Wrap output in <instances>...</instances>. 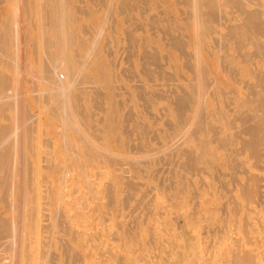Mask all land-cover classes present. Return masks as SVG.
<instances>
[{"label": "rangeland", "instance_id": "obj_1", "mask_svg": "<svg viewBox=\"0 0 264 264\" xmlns=\"http://www.w3.org/2000/svg\"><path fill=\"white\" fill-rule=\"evenodd\" d=\"M48 1L51 3H48ZM56 1L0 0L1 34L7 39L12 38L6 43L3 42L5 40L1 41L5 43L3 44L5 47L1 46L0 43V49L3 47L0 52L3 53L2 50L4 52L6 50V54H4L8 55L2 56L0 53V76L6 80L8 79L2 82L3 84L7 82V86L6 84L5 86L0 84L3 88V90L0 89V95L2 91L4 93V100L1 98L3 95L0 96V104L2 103L6 107L9 106V108L7 107L8 110L0 106V126H7V129L10 126L13 129V131L6 129L8 131H6L7 135L13 134L7 136L6 138H10L6 139L5 127L0 128V138L2 135L4 136L1 138L2 142L0 141L2 145H0V155L3 151L2 155L11 150L12 152H8L11 154L6 153L10 164L13 160L11 155H15L13 157L14 161L16 157V160L18 159V162H21L15 161L14 163L13 161L14 165H19L16 168L19 171L14 168L11 169L13 172L10 173L12 175L15 172L18 174L17 177L19 176L18 178L21 181L19 187H22H16V192H13L16 193L17 200L20 197L21 201H16V205L20 203L16 206V210H12L13 212L9 211L10 208L6 206L8 203L5 204L6 202L3 199L1 201L0 198V210H2L0 216L9 219L8 217L18 213V207L23 205L20 212L22 211L23 215L28 213V216H23L25 219L22 218L23 222L27 219L23 223L25 224L23 226L25 228L24 235L27 233V236L23 239L25 241L22 240L21 242L23 245V248L21 246L23 249H21L22 254L20 251L19 256L17 255L19 264L20 261L22 264H240L241 262L238 260L240 257L247 261L244 264H264V137L257 147L249 143L252 136L251 134H244L247 131H245L246 124L242 119L246 117L243 111L249 105L246 106L247 102L245 103L246 98L248 100L246 95H249L250 100L253 97H258L260 93H262L260 96L264 97V90L260 88L261 86L264 87L262 85L264 83L263 78L262 80L259 78V82H257V78L261 77L260 74H264V56H261L262 60L259 57L264 49H262L263 47L255 49L256 41H253L256 39L261 45L264 44V33L259 32L260 34L256 36L253 34L257 38L251 35L254 45L253 42H250L251 40L246 39L247 37L245 38L246 41L241 39L247 45L246 48H241L242 44L240 46L239 43L242 42L237 41L239 38H236L237 42H235V38L231 39L232 35L227 32L228 28L218 27L215 22L209 28L214 20L212 16H221L222 12L226 10L228 12V10L234 9L230 12L236 15H234L236 20L232 23L245 22L247 11L244 12L238 6L239 0L238 3L236 2L237 5L228 3L235 4L236 7H229L224 0H220V5L222 4L220 7L223 10L219 8L221 13L220 10H213L212 7V9H208L210 7L207 5L199 4V6L203 5V8L200 6L203 10L201 16L198 0H192V3L196 2L197 8L194 5L195 3L192 5L186 0V2L184 0H70L71 2L63 0L65 3H61L62 6L60 5L63 11L61 12L63 19L60 17L58 20V22L62 20V23L59 22V29L57 25L51 24L53 27L50 26L48 19L50 17L46 14L42 16V13L44 15L42 7L50 4L59 6V1ZM209 1L206 3H209ZM200 2L203 3L205 0H200ZM244 2H248L245 5H247L249 12L263 8L260 11L262 12L260 18L264 20V0H261V2L260 0H244ZM257 2L259 3L258 6H256ZM66 3L71 4L68 7ZM65 4L67 8L64 10ZM208 5L210 6V4ZM27 7L28 9H26ZM76 7L82 8L83 13L79 9L78 11ZM28 16H31V18ZM7 19L8 22L11 19L9 24L12 25H9V27L7 23L5 24ZM222 19L225 20V18ZM263 20L262 23H264ZM44 21L47 23H42ZM5 25L10 30L12 28L11 33L8 31L10 34H7V30L4 29ZM64 25H67L68 28ZM200 25H202V31ZM45 27L46 29H44ZM84 27L87 29V34L84 32L86 30ZM205 27H208V29H205ZM244 27V30L247 29L245 31H248V27L250 28L249 25ZM255 27H251L252 30ZM15 28H18V32L21 31L17 32L18 37L14 38L12 36L17 31ZM211 28L214 33L211 32ZM243 29L242 31H244ZM258 29L259 27L256 28L257 31ZM263 29L262 32H264ZM60 30L63 31V34L57 32ZM217 30H221L225 34H220ZM250 32L249 34L253 33V31ZM68 35L69 41L65 42L68 40ZM222 37L225 40L224 42ZM16 38L18 40L21 38V40L17 42V40L15 41ZM43 38L47 41L45 45ZM72 38H74V41H72ZM216 39L219 44L222 42L224 45L221 46L222 43L220 46L216 45V42H214ZM228 41L230 42L226 45ZM61 42H64V45L63 43L61 45ZM16 44L20 46L19 50H15L17 53L13 50L18 49ZM49 44L50 48L46 47ZM35 45L38 47L36 50ZM90 46L93 49L90 52L91 54L88 53ZM45 47L49 51H45ZM225 47H228V50ZM40 48H42V53ZM64 48L67 50L64 51ZM257 50L261 51V54ZM55 51V54L59 53L60 57L63 56L58 61L65 63H67L66 57L69 58L72 55L71 61L74 59L73 64L70 59L68 63L72 64L75 71L81 65L79 63H83V61L85 63V67L82 64L81 69L79 68L80 73L77 71L78 74L82 73L84 75H79L76 81V84H82L83 90L80 89L81 84H77L76 86L79 88L75 86L70 91L77 93L73 99L77 109L74 112V109L70 110L71 113L67 114L68 117L71 116L72 119L77 120L74 119L72 123L74 126L79 125L77 128L72 126L70 122H67V125L64 126L61 120V110L57 112L58 114L55 113L57 115L53 117L54 112L52 106L49 105L53 102L57 91L53 90V87L51 88L52 84L50 82L48 84L47 81L45 82L44 75L46 72L44 68L49 67L45 66V60L50 57L47 52L51 55ZM224 51L228 52V56ZM239 51L242 53L247 51V57H243L242 53L239 54ZM9 53L14 54V56H10ZM197 53L201 60L197 59ZM89 54L91 55L90 59H88ZM223 54L226 55L224 59L220 57ZM252 54H255V56L253 57ZM257 54L258 57H256ZM16 57L18 63L14 62ZM245 58L250 59V61L248 62ZM9 59L13 61L8 62ZM78 59L83 61H77ZM49 60L48 62H50ZM224 60L230 61L229 64L232 67L236 65V67L231 69L232 67L229 64L227 65ZM244 60L247 62H244ZM244 63H250L251 65L245 66ZM24 64L25 67L22 70ZM251 68L255 71L254 75ZM235 71H238L236 73L238 75L233 74ZM257 71L261 72L257 73ZM256 73L258 76H255ZM203 75L204 77H202ZM58 76L63 82L68 77L62 68L58 69ZM262 77L264 76L262 75ZM4 78L0 77V81ZM196 79L203 83H199ZM78 80L84 81L79 83ZM197 82L199 86L196 85ZM191 83L196 85L193 86L196 88V92L199 90L198 95L195 94V88L190 87L192 86ZM254 83L256 85L258 83L257 88L251 87V85L254 86ZM94 84L99 89L101 88L102 91H100L104 92V95L100 92L95 93L93 91L95 89L91 91L90 85ZM202 84H205L206 88H200L204 87ZM245 84L258 90V92L262 90L258 95L255 90L256 95L252 92V96L251 91L253 90L250 87L245 89ZM87 85H89V88ZM95 86H92V88ZM141 88L145 89L142 95H140ZM249 88L250 92L248 91ZM51 89L55 92L52 93ZM186 89L187 91L189 89L191 94L189 91L186 92ZM204 89L207 91L206 94L203 93ZM44 91L49 92V94L46 93V96L49 95L47 96L49 98H46L47 101H45ZM228 91H232V93ZM188 93L190 95L194 94L191 99H189L190 95ZM95 94H99L98 100ZM202 94L205 95L203 98ZM212 94L214 95L212 96ZM215 94H218V96ZM185 95L188 97H185ZM104 96H106L105 99ZM260 96L258 98L261 101ZM93 97L96 98L92 102ZM216 98L219 99L218 103ZM258 98L254 99L255 101L251 100L253 103L249 106L252 110L248 108L246 111L249 114L246 115L252 116L253 113L259 115L262 113L260 118H263V108H261L263 112L261 110L259 113L258 111L255 112V110H258L257 106L261 103H257ZM100 99H103L104 105L102 100L99 101ZM98 101L102 102L103 106L98 104ZM119 101L123 102V106L120 105ZM240 102H243L242 106H239ZM255 102L256 108L253 105ZM14 103L15 105H12ZM46 105L49 107L48 109ZM96 105L98 108L102 106L99 110L103 107L104 110L101 109L102 112L97 110ZM131 105L132 108L129 107ZM1 108L5 109L2 110ZM1 110L5 113L1 114L3 113ZM79 110L80 112H78ZM81 112L82 114L78 115ZM131 112L133 116H128L131 119L133 118V121L129 120L131 122L128 124V119L124 121V117ZM242 113L244 114L242 115ZM15 115L19 116L18 120ZM29 115L30 117L37 115L42 120L41 123L34 116L33 120L32 118L30 120L29 118L26 119V116ZM83 115H85V118H83ZM80 117L83 122L80 121ZM100 119H102V122L100 121L102 124L99 122ZM194 119L199 121V124L204 120L205 125L203 128L206 127L203 129L202 123L199 126L203 131L198 130L197 125L199 124ZM10 121L12 122L10 123ZM31 121H34V123ZM206 121L208 124H206ZM235 121H237V124ZM30 122L32 123L31 128H35L26 127L24 129V126L28 123L29 126ZM96 122L99 124L97 125ZM188 122L189 124H187ZM3 123L8 124L4 125ZM22 123L25 124L22 125L23 128L20 127ZM142 123L143 126H141ZM85 124L87 125L85 126ZM145 124L146 127L149 125V128H146ZM15 125L23 130L15 128ZM125 125H127L129 131L124 129ZM242 125H244V131ZM70 126L76 130L81 127L82 131L80 132V129H78L77 131L73 130L72 133ZM238 126L241 127V132ZM232 127L237 129L236 132L240 134L238 135ZM129 128L134 131L139 129V131L134 132ZM95 130L97 131L95 132ZM126 130L128 134L125 133ZM144 130L146 131L144 132ZM78 131L81 134L84 132L87 136L85 134L81 135ZM4 132L5 134H2ZM91 132L94 134H91ZM129 132L131 135H129ZM200 132L202 133L199 135ZM215 132L218 133L217 136L214 135ZM29 133L34 136H30ZM140 133L141 135H139ZM224 133L227 134L223 135ZM234 133H236V136ZM196 134L198 137L200 136L199 139L194 136ZM126 135L129 136L126 138ZM25 136L28 139L27 137L24 139ZM82 136L85 137L86 142L82 140ZM118 136H120V139ZM146 137L149 138V142ZM174 137L180 142L175 140ZM11 138L16 142L10 141ZM140 138L142 141L139 140ZM91 140L93 143L97 142L95 145H98V148H101V146L103 148L98 149L100 150L98 152L97 148L88 146V141ZM139 141L142 143L138 147ZM7 143L9 147L12 145L16 147H10L11 149H9L6 146ZM128 143L129 147L127 146ZM178 143L181 144L180 147H178ZM171 144L177 145L172 147ZM140 145L144 146L140 147ZM148 145L149 147L146 148ZM6 147L8 150L5 149ZM136 147L140 148L141 151ZM184 147L191 152L187 153L186 151L187 154L184 153V155L183 152L185 151L183 150H186ZM105 149L108 151L106 152ZM142 150L146 151L143 152ZM136 152L138 153L135 154ZM104 153H108L109 156H103ZM115 153L120 156V159H118L119 156L112 157ZM25 155L26 158L28 157V161L30 160L28 162L26 159L25 162H28V164L33 162L28 167V171V164L24 163ZM200 157L204 158L200 159ZM19 158L23 160V164ZM21 165L23 168L21 167L20 170ZM31 166H33V170ZM29 168L31 169L29 170ZM4 171L2 172L4 173ZM24 171L26 172L24 173ZM6 175L4 174V176ZM4 176L0 179H6ZM22 176L23 178H21ZM25 176L31 180L26 182ZM29 176L32 178H29ZM257 178L259 183L257 181L254 185L252 179ZM252 182L254 183L253 187ZM8 189H10L9 186L4 187L5 191ZM4 190L2 187L0 188V197L5 196V194H2L5 193ZM6 250L4 249L2 253H8V250L5 252ZM237 255L240 257H235Z\"/></svg>", "mask_w": 264, "mask_h": 264}, {"label": "bare ground", "instance_id": "obj_2", "mask_svg": "<svg viewBox=\"0 0 264 264\" xmlns=\"http://www.w3.org/2000/svg\"><path fill=\"white\" fill-rule=\"evenodd\" d=\"M25 1H26V0H25ZM45 1H47V0H45ZM57 1H59L58 3H60V4H58L59 6H57V5H53V4H50L49 6L46 5V7L43 6L45 9L42 7V10L44 11V15H43V13H42V16H45V14H46V16H48V17L51 18V19H50V18L46 17V18L49 19V21H50V26H51V27H53L51 24H54L55 26H56V25L58 26V25H60V24H59L60 21H61L60 23H62V20H60V21L58 22L59 18L62 17L61 12H63V11H62V7H60V5H61V3H65V2H63V0H61V2H60V0H57ZM57 1H56V2H57ZM66 1H67V0H66ZM68 1L71 2L70 0H68ZM184 1H185V0H184ZM186 1H188L189 4L192 3V0H186ZM186 1H185V2H186ZM195 1H196V0H195ZM202 1H203V0H202ZM207 1H209V0H205V2L201 3L200 0H198V8H199V11L201 10V7H202L203 5H207L208 7H210V8H208V9H212V8H213V10H214V9H215V10H220L219 8H221L220 6L222 5V4L220 5V0H210L209 3H206ZM222 1H223V0H222ZM224 1H225V4H228V3H235V4H236V2L238 3V0H224ZM245 1H246V0H245ZM247 1H248V0H247ZM193 2H194V1H193ZM239 2H240V3H239L238 6H240L241 9H242L244 12L247 11L246 14H245V22H243V23H232V21L236 20V19H235L236 17H234L235 14L233 15V14L230 13V12H231L232 10H234V9H232L231 11L228 10V12H227V10H226V11H223L222 8H221V10L223 11L221 16H218V15L212 16V15H211V16L213 17L214 20L211 19V20H213V23L210 24L211 26H209V28L212 27V24H214V22H215V23L217 24L218 27H219V26H220V27L224 26V27L228 28L227 32H228L230 35H232V38H231V39L235 38V39H234L235 42H237V41L242 42L241 39H245V38L247 37L246 39L251 40V41H250L251 43H252L253 41H254V42L256 41V42H255V45H256V48H255V49H258V48L261 49L262 47H263L262 49H264V44L261 45L260 43L257 42L256 39L253 40V37H255L256 35H259L260 33H261V34L264 33V32H262V29L264 28V26H263L264 23L261 22L263 19L260 18V17H261V16H260V13H262V12H260V11H261L263 8H261V10H258L259 13H258L257 9H256V10H255V9H254V10H251V11L249 12V9H247V5H245V4H248V2H244V0H242V1L239 0ZM249 2H250V1H249ZM251 2H252V1H251ZM258 2H259V1H258ZM258 2L256 3V6H258V5H257V4H259ZM260 2H261V0H260ZM46 3H47V2H46ZM48 3H51V2L48 1ZM48 3H47V4H48ZM188 3H187V4H188ZM194 3H195V4H194ZM194 3H192V5L194 4L195 7L197 8V6H196V5H197L196 2H194ZM44 4H45V3H44ZM56 4H57V3H56ZM66 4H68V3H66ZM66 4H65V6H64V10H65V8H67V7H66V6H67ZM69 4H71V3H69ZM69 4H68V7H69ZM199 4H203V5H202V6L200 5V6H201V7H200ZM208 4H210V6H209ZM223 4H224V3H223ZM225 4H224V5H225ZM235 4H234V5H232V4H228V5H229V7H230V6H231V7H232V6H235V7H236L237 4H236V5H235ZM249 4H250V3H249ZM252 4H254V3H252ZM260 4H261V3H260ZM262 4H263V3H262ZM262 4H261V5H262ZM62 5H63V4H62ZM62 5H61V6H62ZM74 5H75V3H74ZM192 5H190V6H192ZM263 5H264V4H263ZM75 6H76V5H75ZM259 6H260V5H259ZM37 7H38V6H37ZM211 7H212V8H211ZM222 7H223V6H222ZM260 7H262V6H260ZM76 8H77V7H76ZM196 8H195V10H196ZM202 8H203V7H202ZM217 8H218V9H217ZM225 8H226V7H225ZM233 8H234V7H233ZM257 8L260 9L259 7H257ZM26 9H28V7H27ZM37 9H38V8H37ZM78 9L81 10V12H82V10H83L82 8L80 9V7L77 8V10H78ZM238 9H239V7H238ZM245 9H246V10H245ZM79 10H78V11H79ZM221 10H220V13H221ZM27 11H28V10H27ZM33 11H34V10H33ZM66 11H67V9H66ZM68 11H69V10H68ZM196 11H197V10H196ZM199 11H198V13H199ZM202 11H203V10H201L200 13H201ZM237 11H238V10H237ZM237 11H236V12H237ZM69 12H70V11H69ZM69 12H68V13H69ZM81 12H79V13L81 14ZM212 12H214V11H212ZM236 12H235V13H236ZM239 12H241V11H239ZM82 13H83V12H82ZM217 13H219V12H217ZM233 13H234V11H233ZM263 13H264V12H263ZM196 14H197V13H196ZM196 14H195V15H196ZM243 14H244V13H243ZM39 15H40V14H39ZM39 15H38V16H39ZM64 15L66 16V14H64ZM70 15H71V14H70ZM198 15H199V14H198ZM198 15H197V16H198ZM201 15H202V13L200 14V16H201ZM239 15H240V14H239ZM65 16H64V18H66ZM235 16H236V15H235ZM28 17L31 18V16H28ZM39 18H40V17H39ZM39 18H38V19H39ZM195 18H196V17H195ZM199 18H200V17H199ZM222 18H225V20L222 19ZM262 18H263V17H262ZM43 19H44V17H43ZM43 19H42V21H43ZM62 19H63V17H62ZM243 19H244V18H243ZM10 20H11V19H10ZM10 20H9V22H10ZM22 20H23V19H22ZM39 20H40V19H39ZM44 20H45V19H44ZM64 20H65V19H64ZM196 20H197V19H196ZM237 20H238V19H237ZM25 21H26V19H25ZM27 21H28V20H27ZM66 21H67V20H66ZM78 21H79V20H78ZM238 21H239V20H238ZM9 22H8V19H7V22H5V24L7 23L8 27H9V25H10ZM35 22H36V21H35ZM211 22H212V21H211ZM263 22H264V20H263ZM10 23H11V22H10ZM15 23H16V22H15ZM33 23H34V22H33ZM42 23H45V24H46L47 22L44 21V22H42ZM64 23H65V21H64ZM65 24H66V23H65ZM11 25H12V24H11ZM11 25H10V26H11ZM22 25H23V22H22ZM26 25H27V24H26ZM34 25H35V24H34ZM36 25H37V23H36ZM39 25H40V24H39ZM48 25H49V24H48ZM61 25H62V24H61ZM245 25H246L247 27H248V25L250 26V28L248 27V31H245V30H247V29H245V30L243 29V27H244ZM15 26H16V25H15ZM27 26H28V25H27ZM68 26H70V25H68ZM205 26H206V25H205ZM254 26H256V27H255L254 30H252L251 27H254ZM60 27H61V26H60ZM64 27L68 28L67 25H66V26L64 25ZM201 27H202V25H200V29H201ZM213 27H214V26H213ZM257 27H259L260 31H259V29H258V31L256 30ZM262 27H263V28H262ZM57 28L59 29V26H58ZM62 28H63V26H62ZM66 28H65V29H66ZM84 28L86 29V27H84ZM244 28H246V27H244ZM4 29L7 30V34H8L10 31L12 32V28H11V30H10L9 28H6V25L4 26ZM15 29L17 30L18 28H15ZM44 29H46V27H45ZM49 29H50V28H49ZM49 29H48V30H49ZM85 29H84V30H85ZM205 29H208V27H205ZM211 29H212V28H211ZM242 29H243L244 31H242ZM249 29H251V30H249ZM13 30H14V29H13ZM23 30H24V29H23ZM42 30H43V29H42ZM63 30H64V28H63ZM67 30H68V29H66V31H67ZM202 30H203V29H201V31H202ZM255 30H256L257 33L255 32ZM1 31H2V30H0V43L2 44L1 46H3V44L6 43V41H8V40L10 41L12 38L9 37L10 39H9V38L7 39V37H5V36H3V35L1 34ZM8 31H9V32H8ZM20 31H21V30H20ZM20 31H19V32H20ZM86 31H87V29H86L84 32H86ZM213 31H214V30L212 29L211 32L214 33ZM250 31H251V32L253 31V33H251ZM263 31H264V29H263ZM11 32H10V33H11ZM14 32H15V31H14ZM17 32H18V30L15 32V35L13 34L14 36H12V34H11V36L14 37V38H15V37H18V36H17ZM19 32H18V33H19ZM45 32H46V30H45ZM52 32H53V29H52ZM52 32H51V33H52ZM57 32L59 33V32H61V30H60V31H57ZM62 32H63V31H62ZM62 32H61V33H62ZM68 32H69V30H68ZM204 32H205V30H204ZM204 32H203V33H204ZM217 32L220 33V34L222 33L221 30H217ZM249 32H250L251 34H249ZM254 32H255V33H254ZM259 32H260V33H259ZM10 33H9V34H10ZM23 33H24V32H23ZM47 33H48V32H47ZM61 33H60V34H61ZM65 33H67V32H65ZM69 33H71V32H69ZM212 33H211V34H212ZM215 33H216V32H215ZM21 34H22V33H21ZM62 34H63V33H62ZM62 34H61V35H62ZM71 34H72V33H71ZM71 34H70V36H71ZM85 34H87V32H86ZM222 34H225V33H222ZM253 34H254L255 36H253ZM39 35H40V34H39ZM52 35H53V33H52ZM72 35H73V34H72ZM247 35H248V36H247ZM251 35H252L253 37H252ZM7 36H8V35H7ZM35 36H36V35H35ZM40 36H41V35H40ZM43 36H44V35H43ZM47 36H48V34H47ZM47 36H45V38H47ZM58 36H59V35H58ZM65 36L67 37L66 34H65ZM73 36H74V35H73ZM226 36H227V35H226ZM29 37H30V36H29ZM61 37H62V36H61ZM61 37H59V38L61 39ZM215 37H216V36H215ZM215 37H213V38H215ZM224 37H225V36H224ZM228 37L230 38V36H228ZM251 37H252V39H251ZM258 37H259V36H258ZM261 37H262V36H261ZM5 38H6L7 40H6ZM25 38H27V37H25ZM40 38H41V37H40ZM64 38H65V37H64ZM80 38H81V36H80ZM222 38H223V37H222ZM229 38H228V39H229ZM236 38H237V39L239 38V40L236 41ZM255 38H257V37H255ZM47 39H48V38H47ZM52 39H53V38H52ZM73 39H74V38H72V41H74ZM217 39H218V38H217ZM217 39H216L214 42H216V45L218 44V45L220 46V44L222 43V42H220L221 39L219 38L220 40H218V41L220 42V44L217 42ZM246 39H245L244 41H246ZM258 39H260V38H258ZM3 40H5V41H3ZM16 40H17V42H18L19 40H21V38H19V40L16 38L15 41H16ZM35 40H36V39H35ZM43 40H44V38H43ZM50 40H51V39H50ZM61 40L63 41V39H61ZM65 40H67V38H65ZM75 40H76V39H75ZM252 40H253V41H252ZM1 41L5 42V43H2ZM9 41H8V42H9ZM12 41H13V40H12ZM68 41H69V35H68V40L65 41V42H68ZM70 41H71V40H70ZM224 41H225V40H224V38H223V42H224ZM244 41H243L242 43H239V45L242 44V46L240 45L241 48H246V47H247V45H245L246 43L244 44ZM17 42H15V43H17ZM23 42H24V41H23ZM23 42H22V43H23ZM45 42H47V41L44 40V42H43L44 45H45ZM49 42H50V41H49ZM49 42H48V43H49ZM59 42H60V41H59ZM229 42H230V41L226 42V45H228ZM248 42H249V41H248ZM254 42L252 43L253 45H254ZM260 42L262 43V41H260ZM34 43H35V41H34ZM34 43H33V44H34ZM48 43H47V44H48ZM62 43H63V45H64V42H61V45H62ZM20 44H21V43H20ZM50 44H51V43H50ZM50 44H49L48 46H46V47L50 48ZM54 44H56V43H54ZM86 44H87V42H86ZM231 44H232V42H231ZM243 44H244V45H243ZM252 44H251V45H252ZM16 45H17L16 47H18V49H13L14 51H15V50H19V47H20V46H18L19 44H16ZM37 45H38V44H37ZM51 45H52V44H51ZM56 45H57V44H56ZM65 45H67V44L65 43ZM222 45H224V44L222 43L221 46H222ZM236 45L239 46L238 43H236ZM1 46H0V47H1ZM33 46H34V45H33ZM240 46H239V47H240ZM3 47H5V46H3ZM3 47H2V48H3ZM46 47H45V49H44L45 51L48 49V48H46ZM55 47H57V46H55ZM67 47H69V46H67ZM212 47H213V46H212ZM215 47H216V46H215ZM223 47H224V46H223ZM223 47H219V48H223ZM2 48H1V49H2ZM34 48H35V50H36V48H38V47H36V45H35ZM51 48H52V47H51ZM65 48H66V47H65ZM65 48L63 49L64 51L67 50V49L65 50ZM225 48L227 49L228 47H225ZM1 49H0V51H1ZM90 49H91V50H90ZM90 49L88 50V53H90L91 51H93V49H92L91 46H90ZM223 49H224V48H223ZM226 49H225V50H226ZM229 49H230V47H229ZM239 49H240V48H239ZM251 49H252V48H251ZM13 50H12V51H13ZM24 50H25V49H24ZM24 50H23V51H24ZM40 50H41V53H42V48H40ZM50 50H51V49H50ZM76 50H78V49H76ZM213 50H214V49H213ZM227 50H228V49H227ZM227 50H226V51H227ZM241 50H242V49H241ZM2 51H3V53H1V52H0V53H1V55L3 56V55L6 54V53H5L6 50H5V52H4V50H2ZM10 51H11V50H10ZM23 51H22V52H23ZM25 51H26V50H25ZM25 51H24V53H26ZM47 51H49V50H47ZM53 51H54V50H53ZM78 51H79V50H78ZM214 51H215V50H214ZM220 51H221V49H220ZM226 51H224V52H225V54L227 53L226 55L228 56V52H226ZM235 51H236V50H235ZM237 51H238V49H237ZM254 51H255V50H254ZM15 52H16V51H15ZM15 52H14V53H15ZM18 52H20V51H18ZM50 52H51V51H50ZM76 52H77V51H76ZM257 52H259V51L257 50ZM260 52H261V51H260ZM260 52H259V53H260ZM4 53H5V54H4ZM12 53H13V52H12ZM16 53H17V52H16ZM24 53H23V54H24ZM37 53H38V51H37ZM55 53H56V51L53 52V54L50 55V54L47 52V54L50 56V57H49V56L47 55V56L50 58V60H49L48 57H47L48 59H46L47 61L45 60V62H46L45 66L47 65V67H48V66L50 67V68L48 67L47 69H46V67L44 68V69H45L44 71L46 72V74L44 75L45 82L47 81V84H48V82H50V83L52 84V86H51V84H50L51 88L53 87V90L57 91V92L54 91L56 94H55V98L53 99V102H52V103H50L49 101H48V102L50 103L49 105L52 106L51 108H52V111L54 112V113H53V117H54L55 113H57V112H59V111L61 110L60 112H61L62 116H61V114H60V116H61L62 118H61V117H60V118H61V120L63 121L64 126H65V124H66L67 122H68V123L70 122L71 125H72V123H73V121H74L75 118L72 119L73 117L71 118V116H69V117H70V118H69V117L67 116V114L69 115V112L71 113L70 110H73V109H74V110H73V112H74L75 109H77V108L75 107V104H74L75 102L73 103V99L76 97V94H77V93L75 94V93H72V92H70V91H71V89H72L73 87H75V86L78 84V83L76 84V81H77L78 76H79V75H84V74H82V73H81V74H78L77 71L79 70V68L81 69V67H82L81 65H82V64H84V67H85V63H84L83 60H79V59H78L77 61H80V62L83 61V63H79V64H81V65L79 66L78 70L75 71L74 67L72 66L74 59H72L73 61H71V57H72V55L69 56V58L66 57V56H64V57L67 58V63H65V62H62V61H58V60H61V58H63V56L60 57V54H59V53H58V54H55ZM66 53H68V52H66ZM77 53H78V52H77ZM77 53H75V55H76ZM79 53H80V52H79ZM88 53H87V54H88ZM212 53H214V52H212ZM229 53H230V52H229ZM241 53H242V52L239 51V54H241ZM252 53H253V52H252ZM254 53H255V52H254ZM9 54H10V56H11V55L14 56V54H11V53H9ZM64 54H65V53H64ZM90 54H91V53H90ZM90 54H89V55H90ZM230 54H231V53H230ZM247 54H248L247 51H246V52L243 51V53H242L241 55H242L243 57H247ZM260 54H261V53H260ZM37 55H38V54H37ZM41 55H42V54H41ZM44 55H45V54H44ZM75 55H74V57H75ZM226 55L223 54V55H220V57H221L222 59H224V58H226ZM231 55H233V54H231ZM252 55H253V54H252ZM252 55H250V56L252 57ZM5 56H8V55H5ZM5 56H4V57H5ZM45 56H46V55H45ZM77 56H79V55L77 54ZM223 56H224V57H223ZM248 56H249V55H248ZM254 56H255V54L253 55V57H254ZM261 56H264V51L262 52L261 55H259V57H261ZM0 57H1V56H0ZM23 57H24V56H23ZM79 57H80V56H79ZM87 57H88V56H87ZM90 57H91V55L89 56L88 59H90ZM196 57H197L198 60H201V57L199 56L198 53L196 54ZM234 57H235V56H234ZM236 57H237V56H236ZM251 57H250V59L253 58V57H252V58H251ZM256 57H258V54L256 55ZM256 57H255V58H256ZM6 58H7V57H6ZM14 58H15V57H14ZM14 58H13V60H14ZM41 58H42V57H41ZM45 58H46V57H45ZM255 58H254V60H255ZM1 59H2V58H1ZM3 59H4V58H3ZM69 59H70V61H71L72 64H71V63H68V60H69ZM88 59L86 58V60H88ZM222 59H221V60H222ZM243 59H244V58H243ZM245 59H246V58H245ZM250 59H246V60H248V62H249ZM260 59L262 60V57H261ZM13 60H11V61H13ZM17 60H18V59H17V57H16V61H14V62H17ZM24 60H25V59H24ZM48 60H49L50 62H48ZM51 60H52V61H51ZM246 60H244V62H247ZM4 61H5V59H4ZM11 61H10V59H9L8 62H11ZM224 61H225V60H224ZM14 62H13V63H14ZM47 62H48V64H47ZM51 62H52V65H51ZM87 62H88V61H87ZM225 62H227V65H228L230 61H227V60H226ZM251 62H252V61H251ZM253 62H254V61H253ZM3 63L6 64V65H9V64L6 63V62H3ZM17 63H18V62H17ZM17 63H16V64H17ZM20 63H21V62H20ZM26 63H27V62H26ZM10 64H11V63H10ZM49 64H50V65H49ZM232 64H233V63H232ZM19 65H20V64H19ZM229 65H230V64H229ZM244 65H245V66H248V65H251V64H250V63H248V64H247V63H246V64L244 63ZM10 66H11V65H10ZM86 66H87V65H86ZM222 66H223V63H222ZM230 66L232 67V65H230ZM261 66H262V65H261ZM11 67H12V66H11ZM23 67H25V64L22 66V70H23ZM223 67H224V66H223ZM231 67H229V68H231ZM233 67H236V65L233 66ZM233 67H232L231 69H233ZM256 67H257V66H256ZM16 68H17V66H16ZM19 68H20V67H19ZM59 68H62V69L64 70V73H67V75H68L66 81H64V82L61 81L60 78H59V76H58V69H59ZM252 68H253V66H252ZM252 68H251V70H252ZM20 69H21V68H20ZM26 69H27V68H26ZM26 69H25V70H26ZM223 69H224V68H223ZM226 69H227V67H226ZM231 69H230V70H231ZM235 69H236V68H235ZM239 69H240V68H239ZM82 70H83V69H82ZM86 70H87V69H86ZM236 70H237V69H236ZM253 70H254V69H253ZM253 70H252V71H253ZM255 70H257V69L255 68ZM260 70H261V69H260ZM262 70H263V69H262ZM19 71H21V70H19ZM27 71H28V70H27ZM34 71H35V70H34ZM70 71H71V72H70ZM80 71H81V70H80ZM80 71H78V72L80 73ZM223 71H225V70H223ZM227 71H228V70H227ZM227 71H226V72H227ZM16 72H17V71H16ZM45 72H44V73H45ZM230 72H231V71H230ZM237 72H238V71H237ZM237 72L235 71L234 73H233V72H232V73H233V74H236ZM260 72H261V71H260ZM260 72L257 71V73H260ZM263 72H264V71H263ZM19 73H20V72H19ZM22 73H23V72H22ZM35 73H36V71H35ZM253 73H255V71H253L252 74H253ZM257 73H256L255 76H258ZM23 74H24V73H23ZM40 74H41V73H40ZM239 74H240V71H239ZM241 74H242V73H241ZM0 75H1V74H0ZM28 75H29V72H28ZM37 75H38V73H37ZM200 75H201V74H200ZM236 75H238V74H236ZM236 75H235V76H236ZM253 75H254V74H253ZM253 75H252V78H253ZM260 75H261V77L259 76V77L257 78V82H259V78H261V80H262V78H263V81H264V77H262V75L264 76V74H260ZM23 76H24V75H23ZM240 76H241V75H240ZM243 76H244V75H243ZM0 77H1L2 79L4 78V77H2V76H0ZM33 77H34V76H33ZM202 77H204V75H203ZM64 78H65V77H64ZM81 78H83V76H81ZM237 78H238V77H237ZM2 79H1V80H2ZM79 79H80V78H79ZM234 79H235V78H234ZM239 79H240V78H239ZM254 79H255V78H254ZM5 80H6V79L4 78V80L0 81V84H2L3 86H5V84H6V86H7V82H5V84L2 83V82L5 81ZM7 80H8V79H7ZM7 80H6V81H7ZM196 80L199 81L198 79H196ZM202 80L204 81V78H203ZM243 80H244V79H243ZM41 81H42V80H41ZM78 81H79V83H80V82H82V81H84V80H78ZM114 81H115V80H114ZM241 81H242V80H241ZM246 81L248 82V80H246ZM252 81H253V79H252ZM45 82H44V83H45ZM200 82H201V81H199V83H200ZM235 82H237V81H235ZM244 82H245V81H244ZM247 82H246V83H247ZM260 82H261V81H260ZM83 83H84V82H83ZM93 83H94V82H93ZM201 83H203V82H201ZM214 83H215V82H214ZM249 83H250V82H249ZM261 83H262V82H261ZM261 83H260V84H261ZM80 84H81V83H80ZM80 84H78V85H80ZM116 84H117V83H116ZM121 84H122V83H121ZM191 84H192V83H191ZM215 84H216V83H215ZM247 84H248V83H247ZM247 84L244 85L245 89H246V87H250L249 85L246 86ZM251 84L253 85L252 82H251ZM9 85H10V84H9ZM45 85H46V83H45ZM196 85L199 86L198 82H197ZM196 85H193V84H192V86H190V87H193V86H196ZM202 85H204V87H200V88H206V85H205V84H202ZM240 85H242V84H240ZM252 85H251V87L257 88L258 83H257V85H256L255 83H254V86H252ZM262 85H264V83H263ZM0 86H1V85H0ZM46 86H47V85H46ZM88 86H89V85H87V87H88ZM92 86H95V84L92 85ZM92 86L90 85V87H91V91H92V89H95V90H97V91L93 90L95 93H96V92H98V93L100 92V93H102V95H104V92H101V91H102L101 88L99 89V88L96 87V86H95L96 88H95V87L92 88ZM116 86H117V85H116ZM260 86H261V85H260ZM76 87L79 88L78 86H76ZM87 87H86V88H87ZM186 87H187V86H186ZM222 87H223V86H222ZM251 87H250V88H251ZM5 88H6V87H5ZM82 88H83V86H82V84H81V85H80V89H82ZM88 88H89V87H88ZM194 88H195V87H193V89H194ZM197 88H198V87H197ZM250 88L248 89V91L250 90ZM260 88H262V89L264 90V87H263V86H261ZM0 89L3 90L2 86H1ZM14 89H15V88H14ZM98 89H99V91H98ZM118 89H119V88H118ZM141 89H142V88H141ZM215 89H216V88H215ZM222 89H223V88H222ZM251 89H252V88H251ZM262 89H261V90H262ZM1 90H0V91H1ZM4 90H5V89H4ZM6 90H7V89H6ZM6 90H5V91H6ZM11 90H13V89H11ZM37 90H39V89H37ZM51 90H52V89H51ZM51 90H50V91H51ZM53 90H52V93H54ZM77 90H78V89H77ZM82 90H83V89H82ZM100 90H101V91H100ZM119 90H120V89H119ZM137 90H138V89H137ZM143 90H145V89H142V90H141V94H140V95H142V92L144 93ZM191 90H192V89H191ZM216 90H217V89H216ZM234 90H235V88H234ZM252 90H253V91H251V95H252V92L254 93V91H255L256 89H252ZM261 90H259V92H261ZM139 91H140V90H139ZM188 91H189V89H188ZM188 91H187V89H186V92H188ZM194 91H195V94L198 95L197 93H198L199 90H197V92H196V88H195ZM200 91H201V90H200ZM217 91H218V90H217ZM217 91H216V92H217ZM224 91H225V90H224ZM232 91H233V90H232ZM232 91H228V92H231V93H232ZM73 92H74V91H73ZM88 92H89V91H88ZM115 92H116V91H115ZM135 92H136V91H135ZM206 92H207L206 89H204V92H203V93L206 94ZM212 92H213V91H212ZM234 92H235V91H234ZM249 92H250V91H249ZM259 92H258V90H256L255 93L258 95ZM2 93H3V91L1 92V95H0V96L3 95V97H1V98L3 99V98H4V93H3V94H2ZM17 93H18V92H17ZM46 93L49 94L48 91H44V95H45V96H46ZM138 93H139V92H138ZM145 93H146V92H145ZM189 93H190V91H189ZM189 93H188V94H189ZM255 93H254V95H256ZM263 93H264V91H263ZM48 94H47V96H49ZM78 94H79V93H78ZM116 94H117V93H116ZM120 94H121V93H120ZM146 94H147V93H146ZM186 94H187V93H186ZM190 94H191V93H190ZM190 94H189V95H190ZM218 94H219V93H218ZM218 94H215V95L218 96ZM226 94H227V92H226ZM237 94H238V93H237ZM261 94H262V93H260V95H261ZM100 95H101V94H100ZM102 95H101V97H102ZM193 95H194V94H193ZM193 95H190V98H189V99H191V98L193 97ZM213 95H214V94H212V96H213ZM251 95H250V97H251ZM260 95H259V96H260ZM47 96L45 97V99H46V98H49V97H47ZM77 96H78V95H77ZM95 96H97V100H98V99H99V98H98V97H99V94H97V95L95 94ZM117 96H118V94H117ZM138 96H139V95H138ZM186 96H187V95H185V97H186ZM191 96H192V97H191ZM204 96H205V95L202 94V98H203ZM217 96H216V97H217ZM252 96H253V95H252ZM259 96H258V97H259ZM263 96H264V94H263ZM50 97H51V96H50ZM80 97H81V96H80ZM101 97H100V98H101ZM139 97H140V96H139ZM187 97H188V96H187ZM199 97H200V96H199ZM246 97H248V100H247V98H246V101H245V99H244L245 103L247 102V103H246V106H247V104L251 105V104L253 103L252 101H253L254 99L256 100V99L258 98L257 96H256V97H253V98L251 99V100H252V101H251V100L249 99V95H248V96L246 95ZM260 97H261V101H260V98H258V101H259V102L257 101V103H260V102H261L260 105L257 106V107H258V110H255V108H256V102L253 104L254 107H255V108L253 107V109L255 110V112L258 111V113H259L260 110H261V112H263L261 108L264 109V97H262V96H260ZM94 98H96V97H93L92 102L94 101ZM105 98H106V96H104V99H105ZM202 98H201V99H202ZM243 98H244V97H243ZM262 98H263V99H262ZM2 99H1V101L4 100V99H3V100H2ZM78 99H79V98H78ZM127 99H128V98H127ZM187 99H188V98H187ZM199 99H200V98H199ZM216 99H217V98H216ZM224 99H225V98H224ZM232 99H233V97H232ZM47 100H48V99H46L45 101H47ZM81 100H82V98H81ZM101 100L103 101V99H100L99 101H101ZM214 100H215V98H214ZM218 100H219V99H217V103H218ZM249 100H250L251 102H250ZM255 100H254V101H255ZM78 101H79V100H78ZM82 101H83V100H82ZM99 101H98V102H99ZM128 101H129V100H128ZM224 101H225V100H224ZM80 102H81V101H80ZM80 102H78V103H80ZM119 102H120V105L123 106V102H122V103H121V101H119ZM230 102H231V101H230ZM249 102H250V103H249ZM3 103L5 104V102H3ZM15 103H16V102H15ZM15 103L12 104V105H15ZM101 103H102V102H101ZM101 103L99 102L98 104H101ZM232 103H234V102H232ZM1 104H2V103H1ZM1 104H0L1 107L3 106V107L6 108V109H5V108H3V109L1 108L2 110H4V109H5V110H8L7 107L9 108V106L6 107V106H4L3 104H2V105H1ZM81 104H82V102H81ZM94 104H95V103H94ZM98 104H97V105H98ZM242 104H243V102H242V103L240 102V105H239V106H242ZM7 105H8V104H7ZM10 105H11V104H10ZM21 105H22V104H21ZM76 105H77V103H76ZM97 105H96V106H97ZM101 105H102V104H101ZM103 105H104V101H103ZM103 105H102V106H103ZM127 105H129V104L127 103ZM226 105H227V103H226ZM249 105H248V108L250 109V106H249ZM46 106H47V105H46ZM82 106H83V104H82ZM96 106H95V107H96ZM98 106H99V105H98ZM98 106H97V110H99V108L102 107V106H100V107L98 108ZM133 106H134V105H133ZM224 106H225V105H224ZM227 106L230 107L229 105H227ZM227 106H226V107H227ZM74 107H75V108H74ZM80 107H81V105H80ZM80 107H79V108H80ZM126 107H127V106H126ZM129 107L132 108V105L129 106ZM46 108L48 109L49 107L47 106ZM103 108H104V107H103ZM103 108H101V109H103ZM106 108H107V107H106ZM234 108H235V107H234ZM234 108H232V109L234 110ZM238 108H239V107H238ZM238 108H237V109H238ZM248 108L245 109L244 111L242 110V111L245 113V114L242 113V115L244 114V116H246V117L242 118V117H243L242 115H240V116L237 115V116H238V117H241V116H242L241 118L243 119L244 123L246 124V125L244 124V125H245V131H247L248 134H247V132H245L244 134H246V135L251 134V136H252V137L250 136L252 140H250L249 143H251L252 145H254V147H257V145H260V144H259V143H260V140L264 137V115L262 116L263 118H260V117H261L260 115H261L262 113H260V115H259V114H255V113L251 114L252 116H250V115H246L247 113L249 114V112L246 111V110H248ZM83 109H84V108H83ZM83 109H82V110H83ZM101 109H100V110H101ZM230 109H231V108H230ZM230 109H229V110H230ZM2 110H1V111H2ZM26 110H27V109H26ZM97 110H96V111H97ZM100 110H99V111H100ZM103 110H104V109H103ZM103 110H101V112H102ZM105 110H106V109H105ZM180 110H181V109H180ZM219 110H220V109H219ZM250 110H252V108H251ZM45 111H46V110H45ZM94 111H95V110H94ZM99 111H97V112H99ZM2 112H3V111H2ZM46 112H47V111H46ZM50 112H51V111H50ZM73 112H72V113H73ZM78 112H80V110H79ZM83 112H85V111H83ZM101 112H100V113H101ZM135 112H136V111H135ZM4 113H5V112H3V113H1V114H4ZM47 113H48V112H47ZM103 113H104V112H103ZM127 113H128V112H127ZM235 113H236V111H235ZM250 113H251V112H250ZM26 114H27V113H26ZM29 114H30V113H29ZM40 114L42 115V112H41ZM40 114H39V115H40ZM43 114H44V113H43ZM57 114H58V113H57ZM57 114H56V115H57ZM81 114H82V112L79 113L78 115H81ZM92 114H93V113H92ZM97 114H98V113H97ZM130 114H131V115H130ZM130 114H127V116L129 115V116L132 117V116H133V115H132V112H131ZM213 114H214V113H213ZM223 114H224V113H223ZM239 114H240V113H239ZM263 114H264V112H263ZM21 115H22V114H21ZM46 115H47V114H46ZM56 115H55V116H56ZM75 115H76V113H75ZM85 115H86V114H85ZM85 115H83V118H85ZM93 115H95V114H93ZM93 115H92V118H93ZM101 115H103V114H101ZM125 115H126V114H125ZM234 115H235V114H234ZM2 116H3V115H2ZM2 116H1V117H2ZM7 116H8V115H7ZM7 116H5V117H6V119L8 120ZM15 116H17V115H15ZM31 116H32V115H31ZM33 116H34V115H33ZM33 116H32V117H30V115H29L28 117L26 116V119L29 118V120H30V118H32V120H33L34 117H35V118L37 117V121H38L39 123H41L42 120H41L37 115L34 116V117H33ZM58 116H59V115H58ZM73 116H74V114H73ZM76 116H77V115H76ZM97 116H98V115H97ZM116 116H117V115H116ZM116 116H115V117H116ZM127 116H126V117H127ZM129 116H128L127 118L124 117V118H125L124 121H125L126 119H128V124H129V122H131V121H129V120H132V119H133V118L131 119ZM249 116H250V117H249ZM5 117H4V118H5ZM9 117H10V116H9ZM18 117H19V116L16 117L17 120H18ZM81 117H82V116H81ZM81 117H80L79 119H81ZM224 117H225V116H224ZM224 117H223V119H224ZM238 117H237V119H239ZM116 118H117V117H116ZM129 118H130V119H129ZM225 118H226V117H225ZM14 119H15V118H14ZM58 119H59V118H58ZM86 119H87V118H86ZM86 119H85V120H86ZM104 119H105V118H104ZM202 119H203V118H202ZM204 119H205V118H204ZM232 119L234 120V117H233ZM29 120H27V121L29 122ZM75 120H76V119H75ZM82 120H83V119H81L80 121H82ZM94 120H95V119H94ZM144 120H145V119H144ZM225 120H226V119H225ZM230 120H231V119H230ZM235 120H236V115H235ZM19 121H21V120L19 119ZM23 121H24V119H23ZM76 121H77V120H76ZM91 121H92V119H91ZM100 121L102 122V119H100L99 122H100ZM104 121H105V120H104ZM132 121H133V120H132ZM194 121H195V119H194ZM194 121H193V122H194ZM200 121H201V120H200ZM202 121L204 122V120H202ZM226 121H228V120H226ZM240 121H241V120H240ZM11 122H12V121H10V123H11ZM31 122L34 123V121H31ZM31 122H30V125H29V126H28L29 123H28L26 126H24V125L27 123V122H26V123L24 122L25 124L23 125V123H22V124L20 125V127L23 125V126H24V129H25L26 127L31 128V124H32ZM82 122H83V121H82ZM82 122H81V123H82ZM101 122H100V123H101ZM126 122H127V121H126ZM193 122H191V124H193ZM195 122H198V124H199V121H195ZM203 122H200V124L197 125V126H198V130H200V131H203V130L201 129V127H199V126L201 125V123H202V128H203V126L205 125V122H204V124H203ZM206 122H207V121H206ZM230 122H233V121H230ZM236 122H237V121H235V123H236ZM241 122H242V121H241ZM76 123L80 124L79 122H76ZM96 123H97V122H96ZM96 123H95V124H96ZM103 123H104V122H103ZM133 123H134V122H133ZM139 123H140V122H139ZM144 123H145V122H144ZM228 123H229V122H228ZM242 123H243V122H242ZM3 124H4V123H3ZM6 124H8V123H6ZM6 124H4V125H6ZM82 124H83V123H82ZM93 124H94V123H93ZM98 124H99V123H97V125H98ZM101 124H102V123H101ZM130 124H131V123H130ZM134 124H135V123H134ZM187 124H189V122H188ZM206 124H208V122H207ZM225 124H226V123H225ZM232 124H234V123H232ZM236 124H237V123H236ZM9 125H11V124H9ZM66 125H67V124H66ZM76 125H77V124H76ZM76 125H75V126H76ZM86 125H87V124H85V126H86ZM137 125H138V124H137ZM227 125H228V124H227ZM230 125H231V124H230ZM244 125H242V127H243ZM11 126H12V125H11ZM17 126H18V122H17ZM23 126H22V128H23ZM72 126H74V125H72ZM75 126H74V127H75ZM78 126H79V125H78ZM78 126H76V128H77ZM81 126H82V125H81ZM95 126H96V125H95ZM117 126H118V125H117ZM126 126H127V125H125V127H126ZM141 126H143V123H142ZM188 126H189V125H188ZM218 126H219V125H218ZM218 126H217V127H218ZM232 126H233V125H232ZM1 127H2V128H1ZM4 127H5V126H4ZM4 127H3V125L0 126L1 129H3ZM12 127H13V126H12ZM20 127H16V125H15V128H20ZM32 127H34V126H32ZM66 127H67V126H66ZM74 127H73V128H72L71 126L69 127L72 133H73V130L77 131L78 129H80V132L82 131L81 127H79L77 130L74 129ZM82 127H83V126H82ZM92 127H94V126H92ZM106 127H107V126H106ZM125 127H124V129H127V130H128V128H127V127L125 128ZM134 127L136 128L137 126H134ZM134 127H132V128L134 129ZM138 127H139V126H138ZM145 127H146V124H145ZM147 127L149 128V125H148ZM147 127H146V128H147ZM205 127H206V126H205ZM205 127H204V128H205ZM220 127H221V126H220ZM220 127H219V128H220ZM228 127H230V126H228ZM235 127H236V125H235ZM238 127H239V126H238ZM22 128H20V129H22ZM34 128H35V127H34ZM34 128H31V129H34ZM67 128H68V127H67ZM71 128H72V129H71ZM94 128H95V127H94ZM132 128H131V129L129 128V129H130V130H133ZM142 128H143V127H142ZM189 128H190V127H189ZM204 128H203V129H204ZM236 128H237V127H236ZM240 128H241V127H239V131H240ZM1 129H0V131H1ZM4 129H5V132H6L7 130L9 131V129H10L11 131H13V129L10 128V126L8 127V129H7V126H6ZM6 129H7V130H6ZM65 129H66V128H65ZM105 129H106V128H105ZM221 129H222V128H221ZM221 129H220V130H221ZM232 129H235V128L232 127ZM242 129H243V131H244V127H243ZM22 130H23V129H22ZM29 130H30V129H29ZM29 130H28V131H29ZM88 130H89V129H88ZM93 130H94V129H93ZM97 130H98V128H97ZM97 130H95V132H96ZM127 130H126V132H125L126 134H128ZM134 130H135V129H134ZM134 130H133V131H134ZM137 130L139 131V129H136V131H134V132H137ZM8 131H7V132H8ZM32 131H33V130H32ZM128 131H129V130H128ZM145 131H146V130H144V132H145ZM214 131H215V130H214ZM217 131H219V130H217ZM236 131H237V129H235V132H236ZM239 131H238V132H239ZM243 131H242V132H243ZM2 132H3V130H2ZM5 132L2 133V134H5ZM7 132H6V136H5V138H6L7 136L11 135V134H9V133H12V132H9V133H8L9 135H7ZM65 132H66V131H65ZM78 132H79V131H78ZM80 132H79V133H80ZM88 132H89V131H88ZM123 132H124V130H123ZM141 132H142V131H141ZM198 132H199V131H198ZM224 132H225V131H224ZM240 132H241V131H240ZM101 133H103V132H101ZM129 133H130V132H129ZM196 133H197V132H196ZM201 133H202V132H200L199 135H200ZM215 133H216V132H215ZM220 133H221V132H220ZM220 133H219V134H220ZM236 133H237V132H236ZM236 133H234V135H235ZM24 134H25V131H24ZM27 134H28V133H27ZM29 134H30V133H29ZM31 134H32V133H31ZM31 134H30V136L33 137L34 135H31ZM62 134H63V133H62ZM62 134H61V135H62ZM80 134H81V133H80ZM83 134H85V133L83 132L81 135H83ZM91 134H94V133L91 132ZM123 134H124V133H123ZM143 134H145V133H143ZM146 134H147V133H146ZM217 134H218V133H216V134H214V135L217 136ZM225 134H227V133H224L223 135H225ZM237 134H238V133H237ZM239 134H240V133H239ZM239 134H238V135H239ZM0 135H1V134H0ZM12 135H13V134H12ZM12 135H11V136H12ZM18 135H19V134H18ZM85 135H86V134H85ZM95 135H96V133H95ZM98 135H99V134H98ZM129 135H131V133H130ZM129 135H126V138H127V136H129ZM139 135H141V133H140ZM147 135H148V134H147ZM20 136H21V135H20ZM28 136H29V135H28ZM30 136H29V137H30ZM66 136H67V135H66ZM86 136H87V135H86ZM194 136H197V134L194 135ZM226 136H229V135H226ZM235 136H236V135H235ZM2 137H4V136L2 135L1 138H2ZM26 137H27V136H25L24 139H26ZM32 137H31V138H32ZM83 137H84V136L81 137L82 140H84V141L86 142L85 137H84V139H83ZM102 137H103V136H102ZM119 137H120V136H118V138H119ZM141 137H142V136H141ZM147 137H148V136H147ZM147 137H146V140L148 141L149 138H147ZM197 137H198V136H197ZM238 137L240 138V136H238ZM241 137H242V136H241ZM1 138H0V141L2 140ZM9 138H10V137H8V138H6V139H9ZM15 138H16V136H15ZM34 138H35V137H34ZM63 138H65V137H63ZM68 138H69V137H68ZM98 138L100 139V136H99ZM131 138H132V136H131ZM131 138H130V139H131ZM142 138H143V137H142ZM195 138H196V137H195ZM199 138H200V136L198 137V139H199ZM219 138H221V137H219ZM11 139H12V138H11ZM20 139H21V137H20ZM27 139H28V137H27ZM29 139H30V138H29ZM66 139H67V138H66ZM102 139H103V138H102ZM119 139H120V138H119ZM174 139H175V137H174ZM179 139L181 140L180 137H179ZM248 139H249V138H248ZM263 139H264V138H263ZM32 140H33V139H32ZM127 140H128V139H127ZM139 140H141V138H140ZM143 140H144V138H143ZM175 140H177V139H175ZM206 140H208V139H206ZM10 141H13V139L10 140ZM10 141H8V143H10ZM17 141H18V139H17ZM28 141H29V140H28ZM102 141H103V140H102ZM141 141H142V140H141ZM170 141H171V140H170ZM170 141H169V143H170ZM177 141H179V140H177ZM208 141H209V140H208ZM247 141H248V140H247ZM261 141H262V140H261ZM1 142H2V141H1ZM13 142H16V141L14 140ZM143 142H144V141H143ZM148 142H149V141H148ZM171 142H172V141H171ZM179 142H180V141H179ZM182 142H183V141H182ZM182 142H181V143H182ZM205 142H206V141H205ZM205 142H204V143H205ZM244 142H245V140H244ZM4 143H6V142L4 141ZM4 143H3V144H4ZM8 143H7V144H8ZM140 143H142V142L139 141V143L137 144L138 147H139V144H140ZM144 143L146 144L147 142H144ZM176 143H177V142H176ZM204 143H203V144H204ZM207 143H208V142H207ZM11 144H12V143H11ZM82 144H83V143H82ZM95 144H97V142H96V143H93L92 140H91V141H88V146H90V147L93 146V147L97 148V150L103 148V146H101V148H100V147L98 148V147H97L98 145L96 146ZM102 144H103V143H102ZM145 144H144V145H145ZM147 144H148V143H147ZM178 144H179V143H178ZM246 144H247V143H246ZM246 144H245V145H246ZM0 145H1V144H0ZM15 145H16V144H15ZM17 145H18V144H17ZM99 145H100V144H99ZM104 145H105V144H104ZM128 145H129V143L127 144V146H128ZM137 145H135V146H137ZM141 145H142V144H141ZM141 145H140V147H143V146H144V145H143V146H141ZM171 145H172V144H171ZM176 145H177V144H173L172 147H173V146H176ZM180 145H181V144H179L178 147H180ZM182 145H183V144H182ZM198 145H199V143H198ZM201 145H202V144H201ZM1 146H2V145H1ZM3 146H5V145H3ZM6 146L9 147V144L6 145ZM131 146H132V145H131ZM135 146H134V147H135ZM202 146H204V145H202ZM10 147H11V148H12V147L14 148V147H16V146L12 145V146H10ZM10 147H9V149H11ZM85 147L87 148L86 145H85ZM90 147H89V148H90ZM106 147H107V145H106ZM106 147H105V148H106ZM128 147H129V146H128ZM138 147H136V149H138ZM148 147H149V145H148L146 148H148ZM2 148H3V147H2ZM27 148H28V147H27ZM130 148H131V147H130ZM170 148H171V147H170ZM176 148H177V147H176ZM181 148H182V147H181ZM184 148H185V147H184ZM184 148H183V149H184ZM0 149H1V148H0ZM5 149L8 150L7 147H6ZM15 149H16V148H15ZM106 149H107V148H106ZM106 149H105V151H106ZM132 149L134 150L135 148H132ZM142 149H145V148H142ZM171 149H172V148H171ZM173 149H174V148H173ZM185 149H186V148H185ZM203 149H204V148H203ZM203 149H202V151H203ZM81 150H82V149H81ZM92 150H93V149H92ZM133 150H132V151H133ZM138 150L141 151L140 148H139ZM138 150H137V151H138ZM0 151H1V150H0ZM10 151H11V150L6 151V153H8V152H10ZM76 151H78V150H76ZM88 151H89V150H88ZM99 151H100V150H98V152H99ZM105 151H103V152H105ZM107 151H108V150H107ZM107 151H106V152H107ZM142 151L144 152V151H146V150H142ZM183 151H185V152H183ZM183 151H181V152H183V154L186 153V151H187V153H188V152H189V149H186V150H183ZM193 151H195V150L193 149ZM193 151H192V154H193ZM202 151H201V152H202ZM3 152H4V151H3ZM3 152H2V154H3ZM11 152H12V151H11ZM13 152H14V151H13ZM127 152H128V151H127ZM190 152H191V151H190ZM190 152H189V153H190ZM0 153H1V152H0ZM6 153H4V155H5ZM14 153H15V152H14ZM25 153H26V152H25ZM88 153H89V152H88ZM132 153H133V152H132ZM137 153H138V152H136L135 154H137ZM187 153H186V154H187ZM2 154L0 155V171H1V170H2V171L5 170V171H4V173L1 171V173H3V175H1V173H0V175H1V177H3L4 174H7V175L4 176V177H6V179H2V180L0 179V185H1V187H2L3 190H4V187H5V186H9L10 189H8V190H6V191L4 190L5 193H2V194H5V196L2 195L3 197L1 196L0 198H1V201L4 200V202H6L5 204L8 203V205H6V206H8V207L10 208V209L8 208L9 211H10V210L12 211L13 209L16 210V206L19 205V203L21 202V201H20V197H18V198H19L18 200H19L20 202H19L17 205L15 204V203H17L16 201H18V200H17L16 193H13L14 191L16 192V189H15L16 187H18V188H22V187H19L21 181H20L19 178H18L19 176L17 177L18 174H16V172H15V174H13V175L11 174V173L13 172V171H11V169H14V168H15V170L19 171L18 169H16L17 166H19V165H17V164L14 165L15 161L18 162V159L16 160V157H15V161H14V158H13V157H14L15 155H11V157H12L13 160H12V164H10V160L8 159L9 157L7 156V154H6V156H4V155H2ZM9 154H11V153H8V155H9ZM18 154H19V153H18ZM18 154H17V155H18ZM23 154H24V153H23ZM23 154H22V155H23ZM73 154H74V153H73ZM104 154H105V153H104ZM106 154H107V155H106ZM106 154H105V155L102 154V155H103V156H106V157L109 156L108 153H106ZM111 154H113V153H111ZM194 154H195V153H194ZM17 155H16V156H17ZM27 155H28V154H27ZM81 155H82V154H81ZM184 155H185V154H184ZM198 155L200 156L201 154L199 153ZM204 155H205V154H204ZM28 156H29V155H28ZM116 156H117V154L115 153V155H113L112 157L114 158V157H116ZM118 156H119V155H118ZM118 156H117V157H118ZM202 156H203V155H202ZM6 157H7V158H6ZM21 157H23V156H21ZM95 157H96V156H95ZM24 158H25L24 163L28 164V162H29L30 160L28 161V159H27L28 157L26 158V155L24 156ZM202 158H204V157H202ZM202 158L200 157V159H202ZM19 159H20V158H19ZM26 159H27L28 162H25ZM29 159H30V158H29ZM92 159H93V158H92ZM115 159L117 160V158H115ZM118 159H120V156H119ZM20 160L22 161V164H23V160H22V159H20ZM111 160H112V159H111ZM13 161H14V163H13ZM102 162H103V161H102ZM18 163H21V162L19 161ZM32 163H33V162H32ZM32 163L28 164V166H27V171H28V167H30V165H32ZM112 164H113V163H112ZM21 167H22V165L20 166V170H21ZM24 167H25V166H24ZM18 168H19V167H18ZM22 168H23V167H22ZM25 168H26V167H25ZM25 168H24V170H25ZM31 168H32V170H33V166H31ZM31 168H29V170H30ZM22 171H23V170H22ZM10 172H11V173H10ZM20 172H21V171H20ZM25 172H26V171H24V173H25ZM29 172L33 173L32 171H29ZM18 173H19V172H18ZM21 173H23V172H21ZM31 173H30V175H31ZM19 174H20V173H19ZM24 175H25V174H24ZM28 175H29V173H28ZM28 175H27V176H28ZM125 175H126V174H125ZM1 177H0V178H1ZM25 177H26V176H25ZM30 177H31V176H29V178H30ZM10 178H13V179H10ZM21 178H23V176H22ZM27 178H28V177H26V180H25L26 182H28L27 180H29V181L31 180V179H27ZM31 178H32V177H31ZM178 178H180V177H178ZM180 180H181V179H180ZM252 180H254V181H253L254 183H255V182L257 183V181H258V183H259L258 178H257V179H252ZM252 180H251V181H252ZM255 180H256V181H255ZM171 182H172V181H171ZM253 182H252V187H253V184H254ZM256 183H255L254 185H256ZM27 184H29V183H27ZM27 184H26V186H27ZM169 184L171 185L172 183H169ZM173 184H174V182H173ZM250 184H251V183H250ZM2 185H3V186H2ZM4 185H5V186H4ZM22 186H23V185H22ZM1 187H0V188H1ZM249 187H250V186H249ZM252 187H251V188H252ZM7 188H8V187H7ZM7 188H6V189H7ZM25 188H26V187H25ZM19 190H20V189H19ZM17 191H18V190H17ZM21 191H22V190H21ZM2 192H3V191H2ZM19 193H21V192H19ZM19 193H18V194H19ZM13 195H14L15 197H14ZM21 197H23V196L21 195ZM26 197H27V195H26ZM2 199H3V200H2ZM26 199H27V198H26ZM24 200H25V199H24ZM27 200H28V199H27ZM1 201H0V202H1ZM28 201H29V200H28ZM28 201H27V202H28ZM22 203H23V202H22ZM24 203H25V202H24ZM14 204H15V205H14ZM22 205H23V204H22ZM23 206H24V205H23ZM23 206H19L18 209H17V210H18V211H17L18 213H14V215L8 217L9 219H6V218L4 219V218H2V217L0 216V221L2 220L1 223H0V226H1V227H0V264H19V261H18V260H19V259H18L19 257L17 258V255L19 256V253H20L21 249L23 248V245L21 244L22 240L25 239L24 237L27 236V233H26V235H24V234H25V233H24V232H25V230H24L25 228H23V226L25 225V224H23V223H25L27 219L25 220V222H23L24 220L22 221V218H24L23 216H26V215L28 216V213L25 214V215H23V214L21 213L22 211L20 212V208L23 207ZM6 208H7V207H6ZM25 208H26V207H25ZM15 210H14V211H15ZM24 210H25V209H24ZM1 211H2V210H0V212H1ZM12 212H13V211H12ZM12 212H11V213H12ZM25 213H26V212H25ZM12 214H13V213H12ZM0 215H1V214H0ZM2 216H3V215H2ZM3 217H4V216H3ZM1 218H2V219H1ZM24 219H25V218H24ZM26 227H27V225H26ZM23 230H24V231H23ZM26 232H27V230H26ZM24 241H25V240H23V242H24ZM21 246H22V248H21ZM6 247H7V248H6ZM8 248H9V249H8ZM4 249H5V250H6V249L8 250V253H10V254L12 255V257L14 258L13 260L11 259V258H12L11 255H9L8 253H4V252L2 253V251H3ZM7 250H6L5 252H7ZM22 250H23V249H22ZM9 251H11V252H9ZM21 254H22V251H21ZM23 254H24V253H23ZM243 254H244V253H243ZM250 255H251V254H250ZM250 255H249V256H250ZM21 256H23V255H21ZM246 256H247V255H246ZM235 257L238 258V257H240V256L237 255V256H235ZM22 258H23V257H22ZM22 258H21V259H22ZM237 258H235V259H237ZM17 259H18V260H17ZM11 260H12V261H11ZM24 260H25V259H24ZM238 260L242 263L245 259L243 260V258L240 257V258H238ZM238 260H237V262H238ZM247 260L249 261V259H247ZM22 261H23V260H22ZM207 261H208V260H207ZM216 261H217V260H216ZM235 261H236V260H235ZM200 262H201V261H200ZM232 262H233V261H232ZM245 262H247V261H244L243 264H244ZM179 263H180V262H179ZM233 263H234V262H233ZM235 263H236V262H235ZM241 263H240V264H241ZM248 263H249V262H248ZM20 264H22L21 261H20ZM236 264H237V263H236Z\"/></svg>", "mask_w": 264, "mask_h": 264}]
</instances>
